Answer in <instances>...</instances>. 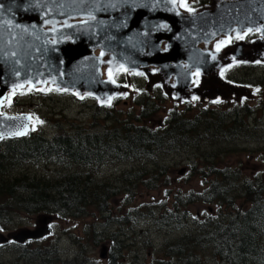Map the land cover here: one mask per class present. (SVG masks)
<instances>
[{"label":"rangeland","instance_id":"rangeland-1","mask_svg":"<svg viewBox=\"0 0 264 264\" xmlns=\"http://www.w3.org/2000/svg\"><path fill=\"white\" fill-rule=\"evenodd\" d=\"M215 1L216 0H190V3H192V6H190L191 9L198 10L212 6ZM198 2L200 3L198 4ZM252 33H254L255 36L252 34V38H250V40L260 36L259 32L255 29L252 30ZM248 34H250V32H248ZM248 34H246V37ZM242 38H244V33L240 36V40ZM230 39H234V35H231ZM224 41L225 38L221 37L212 43L211 48L209 45V48L214 50L216 47L217 51V44H221V42ZM237 41L238 36H236V42ZM246 42H248V40H246ZM228 44L232 46L235 42L231 41ZM224 46H226V44H224ZM230 46H226V50H228V52L233 49L229 48ZM222 47L223 44L220 48ZM232 64H234V62H232ZM232 64H230V70L226 67L225 68L228 70L230 80L234 78V80H232L230 94L234 93L236 95H226L228 88H226L224 84L228 82V80H226L228 76L225 74L226 78L222 77L221 80H226V82L222 84V82L218 81L222 84V86H224V92L218 88V86H220L218 82L215 81L218 86L214 84V86L218 88V92H222L224 96H222V94H220L222 97L216 93H214L216 96L212 94L211 101L214 102L208 101L210 100L208 95L206 98H202V100L196 96V98H198V100H196L198 104L194 102L196 106L192 104L194 96L190 97V100H177L172 97V94L167 93L162 85L159 83L156 84V82H158V76H156L154 72L155 67L153 66L150 67L152 68V72H150V68L148 72H146L148 76L144 73L134 71H129L128 75H126L125 71L123 73L122 70L124 69L122 67H118L120 68L119 72V69L116 68L114 72H112V78H114L113 81L116 82L117 85L120 84L126 88L122 97H120V95L116 96L117 110H122L123 113L128 112L131 108L135 111H139V107L143 106H136L135 102L136 100L142 101V98H144V100H150V103L154 104V106L158 109V112L150 116L151 123H162L165 121L164 118L169 116L168 110L174 108V105H176V109L178 111L183 112L186 110V114H190L191 116L192 114L197 113V111L202 110L204 106H208V110H214L215 114L217 109L218 112H220V108H228L230 106L232 110L228 112V118H226L225 121L226 130L222 133V138L218 139V134H220L219 132L216 134L214 130H210L209 134L208 130H206V126H199L194 132L200 131L202 136H200V134L194 135L200 136V138H206V135L212 136V132H214V134H216V141H211L208 137L205 141L200 140V142H198V140H192V144H194V142H198L200 146H198V144H196L198 147L190 146L189 143L186 144L184 148L178 147L180 148V152H178V148H176L174 151L170 152V154L160 153L156 159L144 158L136 162L122 161V163H114L113 159H108L102 162L95 170V175L96 172H98V178H106L107 176L120 177L124 171L129 169L128 171L130 172L147 173L146 176L152 178H150V183L152 184H156L159 179L160 182L158 183V187L152 190L149 189L147 185L144 186L146 183H142L139 186V190L134 187L137 181L133 179H131L132 182L128 181L129 187L124 191L126 194L119 190L120 192H117L113 196L110 203L112 204V202H114V204H112V206L109 204L108 206L109 211L106 210L105 213H100L99 215L101 217L98 218V222L102 224V226H98L99 228L95 229V233L97 234L96 246L92 243L94 241V234L92 233V230H90L92 226H89L87 225V222H84V220H94V216L91 218H87L86 216V219H84L83 216L80 220L77 219L74 221L64 218L63 215H52L50 218H46V220H48V226L46 227L49 229L52 228V231L44 238L30 239V242L25 241L26 243L20 244H17V240H11L7 243L0 242V264H111L112 258L110 254L112 252L115 257L113 260L114 264H144L146 261L150 264H158L154 261L163 256L162 250H160V248H162L161 243L164 242V239H168V241L172 242L178 238L180 234L183 235L185 231H189L191 226L189 228L186 224H188L187 221L191 220V214L192 217L194 214H198L199 218H203L206 211L210 212V210H212V212H210L212 214L217 210V206L215 204L208 205L206 203L198 202L194 204H192V202H188L189 205L186 204V200H190L187 195L190 190L193 189L192 191H196L200 189V191H202L200 185V180L202 179L199 176H194V171L190 174L188 172V166H190V164H192V166L196 165L194 160H200L202 162V157L210 151H212V154H214L215 151H218L216 152V156L220 154V156H223L224 162L230 164L234 162L235 158L236 160L242 159L241 163L236 164L238 172H242L240 175H238L237 172L234 174L235 171L230 168L225 173L222 172V170L220 171V176H222L224 180H222L221 177H218L220 184H223V186L224 184L227 185L224 186L225 190L228 188V190H226V196L224 197L226 198L224 202H226L227 206L225 208L224 204L221 209V215H218L220 216V222H225L227 216L229 218V215L234 207L238 202H240V199L237 197L241 195L240 192L242 190V182H240V180H244L243 176L246 175L248 177L253 174L257 176L260 175V182H264V180H262V176H264V101L262 102V98H264V66L260 67V64L264 63L256 62L254 66L250 67L252 62L244 61L242 66L238 64V68L234 67L235 64L234 66H232ZM103 68L102 76L106 77L108 75V67L105 66ZM226 70H224V72H226ZM224 72L220 70V74ZM211 77L212 76H208V80L204 79V82H206V84L207 82L212 84L213 81L210 80ZM236 79H238V83H235L238 90L233 89ZM194 80L197 82L199 80V77L196 76V74L194 75ZM206 84H204V86H206ZM52 86L48 84L44 91H33L34 89L32 88H30V90L24 89L20 92L10 91V94L7 93L6 95L8 96V100H6V98L4 99L5 106H2L1 110L13 114L19 112L31 114L30 112H32L34 123L30 125L26 135L33 130V127H37L38 130L44 133L43 135L47 139L52 136H58L60 132L71 133L75 129H81L83 133H88L90 131L94 132L95 130L96 132H100V130L103 131L106 128V124H108V126L111 124V121L108 122V120H104L105 115H103V113L94 112L95 110L93 109V106L95 105L104 106V104H106V106H108V103L99 104L95 97H91L88 94H86V97H84V94L78 97L76 92L72 93L73 91H62L60 89L53 88ZM228 86H230V82H228ZM244 86L248 88L247 92L244 90ZM240 88L244 90V94H242V90H240ZM232 90L236 92H232ZM230 96L232 99H230ZM135 97H138V99H135ZM240 101H242V104H240V110H242V112L238 110V102ZM114 102L115 100L113 98L110 105ZM218 102H220V105H218ZM186 104H188L189 108ZM248 107L250 108V114H248ZM190 108L194 111L192 114L190 113ZM234 108L238 110V116H236V110H234ZM244 110H246V112H244ZM166 112H168V114H166ZM225 113L226 111L224 114ZM210 114H207L206 116H209ZM232 114L236 116V122H238V124H232V122H234V116H232ZM246 114L248 115L246 116ZM222 118L224 120V117ZM90 120H94V124H92ZM158 120H160V122H158ZM102 122H104V127ZM206 124H211L209 118ZM242 124L244 125L242 126ZM232 126L236 131L232 130V136H230V130H228V128H232ZM212 128H215V125H212ZM224 134H226V136H224ZM236 148L246 151H238ZM204 150L208 152H204ZM224 151H226L225 154ZM202 152H204V154ZM212 154H210V160H208V168H210V162H212ZM206 158H208V156H206ZM206 158H204V160H206ZM220 160H222V158H214V166H212V168L216 170L218 163H215ZM23 164L24 167L21 171L45 177H48V175L53 176L56 173V168H58V170L60 169V167H57L52 163H44L41 159H34V162L31 161L30 163ZM204 164H206V162H204ZM204 164L202 166H204ZM160 168H162V170H160ZM198 168H200V165H198ZM198 168H196V174H198ZM208 168H206V174H208ZM218 168H220V165ZM202 170H204V168H202ZM202 170H200V176L203 174ZM230 170H232V172H230ZM15 172L16 171H14V173ZM148 172H150V174H148ZM158 172H160V174H158ZM206 174L202 182H206ZM212 174H216L218 176V170L214 171ZM211 175L210 178H208V183H210V179L212 180ZM164 179L169 181L171 180L173 182L170 184V190H168V194L172 192L170 195L173 200L176 198L174 194L178 192V190H176V186H178L180 190L184 191L182 194H186H178V196H181V199L177 201L180 202V204H178L179 208L178 206L175 208H178V212H180L178 216L182 219L180 220L176 217L178 218V221L172 224H167L168 221L174 219L172 216L167 219H158V216H160L161 213L162 202H164L165 194L164 190H160L159 184ZM174 182H176V184H174ZM114 185L117 186V188L119 187L117 183ZM172 186H174V188H172ZM130 188H132V190H130ZM166 188H168V186H166ZM142 190H144V192H142ZM17 192H19V190H17ZM121 196H124V200ZM126 196H129V199ZM262 197L264 198V196ZM168 198L170 197L166 195V200H168ZM156 200H162V202H156ZM241 200L244 201V198H241ZM140 202H151V204L155 203L156 205L153 207H141L142 209L138 212L137 207L142 205ZM168 202H170V204H168ZM168 202L167 204L170 206L172 203L171 198ZM184 204H186V206H184ZM261 204L262 202H260V205ZM156 206L159 207L156 208ZM228 206H230V208H228ZM5 208L10 209L12 213L8 212V214H3V219L0 222V235L2 237L6 236V238H9L14 232L17 234V232L24 229H36V226L37 228L40 226V230L43 231L44 223L42 222L40 224L42 213L27 215L30 217L26 218V215L20 213L21 211L18 212V206H6ZM184 208L188 212L185 214V216H188L186 220H184V216L181 214ZM14 210H16V212H14ZM132 210H134V212H132ZM164 210H166V208H162V212H164ZM17 212L20 215L14 214ZM110 212H112V214H110ZM150 212H152V214H150ZM222 212H224V214H222ZM226 212H230V214H226ZM44 216L47 217L46 214H44ZM116 218H118V220H116ZM153 218H156V221H154ZM76 224L78 228H76ZM178 224H180V226H178ZM182 224H184V226H182ZM113 230L116 236L111 234ZM23 232L24 231L19 232L17 236L22 237ZM75 234L76 236H74ZM84 234H86V236H84ZM78 236H81L80 240H76ZM111 236H113L114 239ZM34 240H36V244H34ZM260 240L264 244V236L263 238H260ZM115 241L119 244L114 243ZM26 244H28V247H26ZM114 244L116 245L115 249L113 247ZM260 245L262 246V244ZM110 246H112V248H110ZM38 248H40V252H38ZM208 248L210 249L199 246L195 251L196 262H198L197 264H201L200 262H202V264H224L216 261L218 259H215L214 257L218 258V256H213L212 247ZM28 250L32 251L28 252ZM106 250L108 254H106ZM24 252H26L25 256ZM101 253H104V256L101 257L102 259H100ZM187 253H189V251L186 252V255ZM36 254H38V257ZM118 256L122 257L119 259ZM198 256H202V258H198ZM140 260H143L144 262H140ZM176 260L178 259L176 258ZM176 260L173 264H177ZM165 263L166 262H162V264ZM178 264L180 263L178 262Z\"/></svg>","mask_w":264,"mask_h":264},{"label":"water","instance_id":"water-1","mask_svg":"<svg viewBox=\"0 0 264 264\" xmlns=\"http://www.w3.org/2000/svg\"><path fill=\"white\" fill-rule=\"evenodd\" d=\"M179 1L0 0V140L25 135L34 122L31 114L1 110L10 91H44L49 84L110 104L126 91L113 81L116 68L128 75L146 74L153 66L156 83L173 98L202 100L208 95L212 100L224 86L227 96L232 88L221 80L220 70L235 61L264 63V0H216L198 10L183 9ZM254 29L260 36L226 45L233 48L230 52L226 46L210 49L221 37ZM105 66L107 78L102 76ZM207 75L212 84L204 82ZM42 222L43 231L40 226L24 229L22 237L14 232L11 238L23 242L48 234L45 216ZM6 240L0 235V242Z\"/></svg>","mask_w":264,"mask_h":264},{"label":"trees","instance_id":"trees-1","mask_svg":"<svg viewBox=\"0 0 264 264\" xmlns=\"http://www.w3.org/2000/svg\"><path fill=\"white\" fill-rule=\"evenodd\" d=\"M199 3L200 2H198V4ZM184 5L192 6V3H190V0H186V4L184 3ZM116 103L117 100H115L112 105L93 106L94 112L103 113V115H105L104 120H108V122L111 121V124L109 126L106 124V128L103 131L100 130V132H96L95 130L94 132L90 131L88 133H83L81 129H75L71 133L60 132L58 136H52L47 139L42 131L34 127L33 130L25 136L0 141V222L3 219L4 213H12L10 209L5 208L6 206H18V212L21 211L20 213L26 215V218L30 217L27 215L39 213H42V215L46 214L47 217L52 215H63L64 218L74 221L77 219L80 220L83 216L84 219H86V216L87 218L94 216V220L89 219L87 221L84 220V222L92 226V228H90L94 234V241L92 243L96 246L97 234L95 233V229H98V226H102V224L98 222V218L101 217L99 215L100 213H105L106 210L109 211L108 206L113 196L117 192H124L129 187L128 181L132 182L131 179L137 181L134 187L139 190V186L142 183H146L144 186L147 185L148 188L152 190L156 189L160 182L159 179L156 184H152L150 183L152 178L146 176L147 173L130 172L128 171L129 169L124 171L120 177L107 176L106 178H98V172H96L95 175L96 167L108 159H113L114 163H122V161L136 162L144 158L156 159L160 153L170 154V152L174 151L176 148H184V146L189 143L190 146H196L200 140L205 141L207 137L211 141H216V134H218V132L220 133L218 134V139L222 138V133L226 130L225 121L226 118H228V112L232 110L230 106L228 108L222 107L220 108V112H218L217 109L215 114L214 110H208V106H204V108H202L203 111L200 110L192 114L194 111L190 108L191 116L190 114H186V110L183 112L178 111L176 105H174V108L168 110L169 116L164 118V122L151 123L150 116L158 112V109L154 104L150 103V100H144V98H142V101L136 100V106L142 105L143 107L140 106L139 111H135L131 108L126 113H123L122 110H117ZM186 106H188V104H186ZM238 108V110H240V105H238ZM234 110H236V108H234ZM238 110H236V116H238ZM225 111L226 113L224 114ZM168 112H166V114H168ZM240 112H242V110H240ZM244 112H246V110H244ZM207 114L210 115L206 116ZM248 114H250L249 107ZM248 114H246V116ZM232 116H234V114H232ZM236 116H234V122H232V124H238V122H236ZM222 117H224V120ZM208 118L210 119V125L206 124ZM90 122L94 124V120H90ZM158 122H160V120H158ZM102 125L104 127V122H102ZM212 125H215V128H212ZM243 125L244 124H242V126ZM199 126H206V130H208L209 134L210 130H214L216 134L212 132V136L206 135V138H200V136H202L200 131L194 132ZM234 129L233 126L232 128H228V130H230V136H232V130ZM194 134H200V136ZM224 136H226V134H224ZM192 140H198V142L192 144ZM198 146L200 145L198 144ZM180 148H178V152H180ZM236 150L246 151L240 150L239 148H236ZM204 152L208 151L204 150ZM204 152L202 153L204 154ZM216 152L218 151H215L214 154H212V151L205 154L202 157V162L200 160H194L196 165L192 166V164H190L191 170L190 166H188V172L190 174L194 171V176H199L204 180L206 168H208V160H210V154H212V162H210V168H208V174H206V182L200 180L202 191H200V189L196 191H192L193 189L190 190L187 194L190 200H186V204H188V202H192V204L196 202L206 203L208 205L215 204L217 210L212 214L210 213L212 210H210V212L206 211L203 218H199L198 214H194L192 217L191 214V220L187 221L188 224L184 223L189 228L191 226L189 231H185L183 235L180 234L178 238L172 242L168 241V239H164V242L161 243L162 248H160L163 256L158 258L160 261L155 260L154 262L158 264H162V262H166L165 264H173L177 258V264L178 262L180 264H197L195 251L200 246L206 249L212 247L213 256H218V258L214 257L218 259L216 261L224 264H264V244L260 240V238L264 236V198L262 197L264 196V182H260V175L257 176L253 174L248 177L246 175L243 176L244 180H240V182H242L241 195L237 197L240 199V202L237 203L231 214L230 212H226V214H230L229 218L227 216L225 222H220V216L218 215H221L223 205L225 204V208L227 206L226 202H224L226 200L224 197L227 193L226 190H228V188H226V190L224 188V186H227L226 184L223 186V184H220L218 181V177L222 178V176H220V171L222 170V172L225 173L232 168V170L235 171L234 174L237 172L238 175H240L242 172H238L236 164L241 163L242 159L236 160L235 158L234 162L230 164L224 162L223 156H220V154L216 156ZM225 153L226 151H224V154ZM206 156H208V158H206ZM204 158H206V160H204ZM214 158H222V160L215 163H218L216 168V170H218V176L212 174L216 171L212 168V166H214ZM34 159H41L44 163H52L60 167V169L58 170V168H56V173L53 176L48 175V177L21 171L24 167L23 163L34 162ZM204 162H206V164H204ZM203 164L204 166H202ZM198 165H200V168H198ZM219 165L220 168H218ZM196 168H198V174H196ZM202 168H204V170H202ZM160 170H162V168H160ZM200 170H202V176H200ZM232 170H230V172H232ZM14 171L16 172L14 173ZM148 174H150V172H148ZM158 174H160V172H158ZM210 175L212 176V180L210 179V183H208ZM222 180H224V178H222ZM262 180H264V176H262ZM116 183L119 186L118 188L114 185ZM172 183L171 180L164 179L159 184L160 190L165 191V203L162 202V200L159 201L162 202V208H166V210L162 212L161 208L158 219H167L171 216L174 218L168 221L167 224L175 223L178 221V218L180 220L182 219L178 216V214H180V212H178V204H180V202L177 201L181 199V196H178V194H182L184 191L176 186L178 192L174 194L176 198L173 200L170 195L172 192L168 194L170 184ZM174 184H176V182H174ZM166 186H168V188H166ZM172 188H174V186H172ZM17 190H19V192H17ZM130 190H132V188H130ZM142 192H144V190H142ZM124 194H126V192H124ZM166 195L171 198L172 203L170 206H168V204H170V202H168L170 198L166 200ZM121 197L124 200V196ZM126 197L129 199V196ZM241 198H244V201H242ZM159 201L156 200V202ZM260 202H262L261 205ZM112 204H114V202H112ZM112 204H110V206H112ZM140 204L142 205L137 207L138 212L142 209L141 207H153L156 205L155 203L151 204V202H140ZM186 204H184V206H186ZM176 206H178V208H175ZM157 207L159 206H156V208ZM228 208H230V206H228ZM185 210L184 208L181 212L182 216H184V220L188 218V216H185V214L188 213L187 210ZM14 212H16V210H14ZM18 212L14 214L20 215ZM132 212H134V210H132ZM110 214H112V212H110ZM150 214H152V212H150ZM222 214H224V212H222ZM153 219L156 221V218ZM116 220H118V218H116ZM184 224H182V226H184ZM178 226H180V224H178ZM76 228H78L77 224ZM111 234L116 236L114 230ZM74 236H76V234ZM84 236H86V234H84ZM80 237L81 236H78L76 240H80ZM111 237L114 239L113 236ZM114 243L117 242L115 241ZM34 244H36V240H34ZM260 244H262V246ZM115 246L114 244V249ZM26 247H28V244H26ZM110 248H112V246H110ZM31 251L32 250H28V252ZM188 251L189 253L186 255ZM38 252H40V248H38ZM25 255L26 252H24V256ZM36 255L38 257V254ZM110 256L112 258L111 264H114L113 260L115 257L113 252ZM121 257L118 256L119 259ZM198 258H202V256H198ZM140 262L144 261L140 260ZM200 263L202 264V262ZM144 264L150 263L146 261Z\"/></svg>","mask_w":264,"mask_h":264},{"label":"flooded vegetation","instance_id":"flooded-vegetation-1","mask_svg":"<svg viewBox=\"0 0 264 264\" xmlns=\"http://www.w3.org/2000/svg\"><path fill=\"white\" fill-rule=\"evenodd\" d=\"M252 34H253V36H255V34L254 33H250V34H248V36L246 37L245 36V39L246 40H250V38H252ZM234 42V41H236V38H234V39H230V38H227V40L225 39V41L222 43V44H224V43H230V42ZM216 48V47H215ZM238 64H240V66H242V64H244V63H235V66H234V64L232 65V66H234V67H236V68H238L237 66H238ZM256 63H252V64H250V67H252V66H254ZM262 66H264V64H260V67H262ZM230 66L228 67V70H230ZM240 68H242V67H240ZM228 70H226V72H224V73H222V77H224V78H226V76H228ZM225 74H226V76H225ZM226 80H228V81H230V82H232V80H234V78H232V80H230V77L228 76V78H226ZM234 83H238V79H236V82H234ZM195 99V98H194ZM196 100H198V98H196ZM196 100H192V104H194V102H196ZM240 100H242V99H240ZM261 100V99H260ZM259 100V101H260ZM264 101V98H262V102ZM211 102H214V101H211ZM196 104H198V102H196ZM196 104H194V105H196Z\"/></svg>","mask_w":264,"mask_h":264},{"label":"snow or ice","instance_id":"snow-or-ice-1","mask_svg":"<svg viewBox=\"0 0 264 264\" xmlns=\"http://www.w3.org/2000/svg\"><path fill=\"white\" fill-rule=\"evenodd\" d=\"M223 42H221V44H217V51H219V48L221 47ZM196 75H198V73H196Z\"/></svg>","mask_w":264,"mask_h":264},{"label":"bare ground","instance_id":"bare-ground-1","mask_svg":"<svg viewBox=\"0 0 264 264\" xmlns=\"http://www.w3.org/2000/svg\"><path fill=\"white\" fill-rule=\"evenodd\" d=\"M263 51H264V49H263Z\"/></svg>","mask_w":264,"mask_h":264}]
</instances>
